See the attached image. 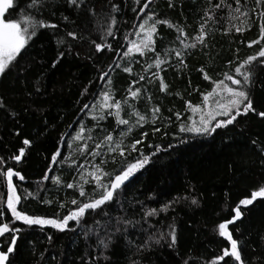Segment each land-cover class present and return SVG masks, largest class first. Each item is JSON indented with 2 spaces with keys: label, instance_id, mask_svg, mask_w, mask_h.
<instances>
[{
  "label": "trees",
  "instance_id": "16d2710c",
  "mask_svg": "<svg viewBox=\"0 0 264 264\" xmlns=\"http://www.w3.org/2000/svg\"><path fill=\"white\" fill-rule=\"evenodd\" d=\"M26 2L14 0V7L5 13V17L17 19ZM244 2L242 0V4ZM87 3L105 19L100 21L99 16L89 15L86 11L77 13L67 6L66 0H48L40 18L56 23L58 28L40 30L17 57L15 66L0 75V103L4 105L0 108V158L7 160L8 166H14L25 177L23 182L15 183L18 185V194L28 197L21 200L18 209L29 215L52 217L57 213L65 214L73 208L70 200L83 198L79 197L78 191L67 189L66 184L78 180L77 169L80 164L90 168L91 163H98L100 159L97 157L93 160L88 156V151L103 139L105 133L112 132L114 139H117L120 138L119 130L126 129L127 126H117L114 117L98 122L91 118L95 98L109 87L106 82L99 80L101 72L109 73L113 94L115 98L122 99L127 95L132 81L139 80L140 74L150 76L156 71L154 66L147 73L143 70L147 63L155 59L151 53V59L133 58L139 62H133L131 75L115 67L117 63L127 65V61L117 55L116 49L121 53L125 50L121 47L125 44V36L134 39V23L139 17L133 9L138 10L148 0H141L140 3L134 0H87ZM113 3L118 6L119 12L111 13ZM168 4L169 0H152L146 12H154L158 18L184 27L189 36L196 34L199 17L208 7V0H172L173 6L169 7ZM252 9H256L255 0H246V7L241 10L248 11L249 16L240 17L239 20L228 19V9L218 11L216 19L219 22L211 25L216 30L208 35V46L197 45L195 49H189L184 57V66L179 65L172 54L169 63L162 66L164 70L159 74L167 86L165 92H160L158 79L151 84L139 81L133 86L141 89V96L131 102L137 111L149 118V122L143 128L135 127L133 132L123 138L124 143L140 139L141 132H144L147 135L138 148L151 153L154 148H149V145H160L162 151L152 157V162L139 170L131 183L119 193L120 203L112 204L105 210L113 221L116 217L141 220L144 210L159 209L175 199L178 202L173 203L166 212L158 211L147 223L129 227L127 232L128 238L138 245L153 233L166 234L168 226L174 225L177 244L170 248L165 239L137 253L119 234L108 253L110 259L101 260L99 264H131V260H137L139 264H224L223 261L213 260L222 255L223 248L227 246V241L218 235V224L234 215L232 209L241 199L250 198L253 190L264 186V165L261 164L264 156L257 147H264V117L257 115L264 112V68L257 69L255 85L250 89L255 112L238 117V122L226 129H217L211 136L179 133L178 126L181 122H187L189 113L185 111V101L195 105L201 101L200 93L211 89V82L203 78L205 72L213 79H222L225 71L234 70L239 62L264 47V40L248 46L250 41L259 39L260 35L261 18ZM109 13L117 18L114 28L116 38L101 40ZM143 15L140 14V17ZM232 15L238 14L233 12ZM64 16L68 17V21H64ZM242 20L247 23L241 25ZM233 25L243 26L245 30L236 32ZM157 27V52L162 54L164 48L180 47L178 42L174 43L177 33L173 28L163 24ZM224 28L229 29L228 34H224ZM73 30L83 32L88 39L72 41L66 37V32ZM61 37L71 43L72 51L71 54L66 52L53 67L58 51L68 47L65 44L58 49L56 40ZM91 41L111 45L112 51L105 48L97 54ZM109 65H112L111 69ZM84 104H88L89 108L82 112ZM153 106L160 108L155 124L150 119V108ZM128 111L125 107L121 113L125 119H130ZM176 112L182 113L180 121L173 115ZM81 126L85 128V140L89 134L93 136L92 140H87L83 156L78 151L83 142L72 140ZM154 127L161 131L153 132ZM88 129H91V133ZM62 135L65 136L63 141ZM174 136L181 137L185 142L180 143ZM25 138L31 141V145L26 148L22 162L16 164L10 157L19 154L18 150L24 147L22 141ZM254 140L256 144H253ZM69 141L72 148H69ZM169 144L177 146L169 149ZM57 148H60L63 156L58 157L49 175L60 177L62 183L56 185L51 179L41 183L51 164V154ZM137 155L131 152L121 158L116 154V163L111 156L105 155L107 163L104 168L112 171L123 160H132ZM65 157L69 159L65 160ZM84 187L89 194L92 193L91 185ZM6 195V186L0 181V208L5 211ZM193 198L198 201L196 205L191 203ZM60 203H65V208L61 209ZM242 211V217L229 225V230L233 238L239 241L246 264H264V199L258 198L252 205L242 208ZM8 218L11 219L10 214ZM105 218L97 217L101 220ZM89 225H93L92 214L87 216L82 226L77 228L71 224L66 232L51 228L41 230L36 226L28 228L17 222L16 226L22 231L7 264H81V260L92 252L89 245L95 246L94 236L88 240L83 238ZM7 243H10V239L6 241L3 237L0 241L4 251ZM226 259L228 264H233L231 258Z\"/></svg>",
  "mask_w": 264,
  "mask_h": 264
},
{
  "label": "snow or ice",
  "instance_id": "6c2138e0",
  "mask_svg": "<svg viewBox=\"0 0 264 264\" xmlns=\"http://www.w3.org/2000/svg\"><path fill=\"white\" fill-rule=\"evenodd\" d=\"M48 0H27L24 8L20 9L17 19H7L5 13L14 7V0H0V75L6 74L10 71L12 67L15 66L17 57L26 50L29 42L39 34L42 29H57L58 25L56 23H51L40 18V13L44 9ZM136 3H140L141 0H134ZM152 0H148V3H144L142 7L138 10L133 9V12L137 13L139 19L134 23V35L135 39H129L127 36L124 37L125 44L121 45L125 50L121 53L119 49H116L117 55L122 56L127 61L126 66H122L117 63L116 68H122V71L129 73L133 72L132 64L133 62H139V60L134 61V57H140L151 59L149 54H154L155 59L151 60V63H147V66L143 68L144 72L147 73L153 66L156 71L152 72L150 76H145L144 74L139 75V80H133L129 85L127 90V95L122 99L115 98L113 94V89L110 87L111 80L109 78L108 72H101L99 76L100 81L106 82L109 87L106 90L100 92L99 96L95 98V103L92 105V115L91 118L94 121H103L107 117H114L117 126H127L125 130L119 132V137L114 139L112 132H107L103 135V139L96 143L90 151H88V156L95 160L99 157L98 163H91L90 168H86L84 164H80L77 169L78 180L75 182H68L66 184L67 189H73L78 191L79 197L83 199L73 198L70 200V204L74 207L69 209L65 214L57 213L52 217H42L29 215L18 209V205L21 203L22 199H27L28 197H21L18 194V185L15 181L23 182L25 177L21 174L19 170H16L14 166H8V161L0 158V181L6 186V211L0 208V237H4L7 241L10 239V243L6 245V251L0 248V264H6L9 261V255L14 252L15 246L19 240V234L22 228L16 226L17 222L20 224L32 228L33 226L38 227L43 230L45 228H51L57 232H66L71 224H75L77 228L83 225V221L87 218L89 214H92L93 225L87 226V230L83 233V238L86 240L95 237V246L89 245L92 252L88 254L87 258L81 260V264H99L101 260L108 261L110 256L108 253L111 247L116 242V238L119 234H122L127 244L130 248H135L137 253H141L148 250L151 245L159 244L161 240H167L169 247H174L177 244L176 229L174 225H169L168 232L165 233H153L149 235L147 239L143 241L142 244H136L128 238L129 234L127 229L129 227H135L136 224L141 222L147 223L148 219L154 217L157 212H166L173 203L178 202L175 199L169 203L163 204L159 209H148L144 210L141 220H134L127 217H116L110 216L109 212L105 209L112 204L120 203L118 200V195L121 193L129 183H131L132 178L135 174L144 169L146 165L152 162V157L158 156L162 151L160 145H149V148H154L151 153H145L138 148V145L143 143V137L147 133L141 132V138L132 140L131 143L125 144L124 139L134 128L139 126L143 128L145 123L149 122V118L146 115L141 114L136 110V107L130 101L138 100L141 96L140 88H133L135 84L139 81H146L151 84L153 80H160V92H165L166 84L163 78L160 77V72L163 71V65L168 64L169 60L172 58V54L181 66L185 65L184 57L186 56L189 49H195L197 45L202 47H207V37L214 30V25L219 21L216 19V14L218 11L222 12L224 9H228V19H237L240 17L247 18L249 16L248 11H242L243 7H246V0L242 4V0H208V7L203 11V15L199 17L200 23L196 34L189 36L185 31L184 27L179 25L171 24L167 19H160L154 12H146L149 8ZM256 9L251 11L255 13L256 16L261 18L260 22V35L259 39H255L249 42L248 46L251 47L254 44H259L261 40H264V0H255ZM66 4L70 9H74L77 13L86 11L89 15H97L100 17V21L104 20L105 17L100 16V14L95 13L94 7H89L87 0H66ZM169 7H172V0H169ZM259 9V11H257ZM119 12L118 6L113 3L111 5V13ZM235 12L238 15L233 16L232 13ZM111 13L107 16L106 26L103 27V34L100 36L101 40H106L108 37L112 39L116 38V33L114 31L117 25V18L112 16ZM144 14L140 17V14ZM64 21H68V17H63ZM98 21V23L100 22ZM246 20L241 21V25H245ZM165 25L168 28H173L177 33L175 42H178L180 47L164 48L163 53L156 51V38L158 37V25ZM236 32H242L245 30L243 26L233 25ZM224 34H228L229 29L224 28L222 30ZM66 37L70 38L72 41L85 40L88 36L83 32L78 33L77 31H67ZM94 43L95 52L97 54L102 53V51L107 48L112 51L111 45ZM58 49L61 45L67 44L68 47L64 50L58 51L57 59L53 61L52 66L55 67L61 58L64 57L65 53L71 54L72 46L71 43L65 38L61 37L56 40ZM264 47L254 55L247 56L246 59L239 62L234 70L225 71L222 75V79H213L206 72L204 74V79L210 81L212 87L206 92H201V102L197 104H192L189 101H185V111L190 113L187 116V122H181L178 126L179 133H188L192 136H211L217 129H226L229 125H233L234 122H238V117L242 115H247L249 112H255L253 102L250 98V89L255 85V78L258 68H264ZM230 64L232 62H229ZM109 69L112 65L108 66ZM143 67V66H142ZM23 71V69H21ZM203 71V69H201ZM39 91V88H37ZM125 106L127 107L129 117L134 116L136 119L133 122L131 119H125L121 113L124 112ZM4 105L0 103V108ZM89 105L84 104L81 111L88 109ZM151 122L155 124L160 113V108L158 106H153L150 109ZM11 115V113H10ZM175 118L177 121L181 120L182 113L176 112ZM258 116L264 117V112L257 113ZM91 133V129L87 130ZM161 129L158 127L153 128V132H160ZM85 128L81 126L76 134L72 136V140L82 141L83 143L78 147L79 154L84 155L87 149V140H92L93 136L88 135L87 140L83 133ZM19 134L18 132L16 133ZM179 140L180 143L185 141L178 136L173 137ZM65 136H61V140H64ZM24 147H20L18 150L19 154H14L10 157V160L15 161L16 164L22 162V158L25 155V150L31 145V141L25 138L22 141ZM256 144V141H253ZM177 145L169 144L168 148H175ZM73 145L69 141V148ZM258 150L261 155L264 156V147L257 145ZM101 149H106V151H101ZM167 151V149H164ZM136 152L138 155L132 160H123L119 163V167L114 168L112 171H107L104 165L107 160L104 158L105 155L111 156L113 162L116 163V154L119 157L124 158L126 153ZM63 156L60 148H57L51 154V164L49 165L48 171H46L42 177L43 180L51 179L56 185H61L62 181L58 176L49 175L53 166L58 162V157ZM69 157H65L68 160ZM74 164L75 161L73 160ZM264 165V160L261 161ZM15 178V179H14ZM84 185L92 186V193L89 194ZM31 195V193H29ZM264 199V186H260L258 190H253L251 196L241 199L236 207L232 209L234 215L230 219H226L220 222L217 226L218 235L227 241V246L222 250V255L214 257V261H223L224 264H228L226 258H231L233 264H246L242 258V250L239 247V241L233 238L232 233L229 230V225L233 224L236 220L242 217V208H247L252 205L257 199ZM45 203H50V201H44ZM193 205H196L198 201L193 198L191 200ZM65 203H60L59 207L61 209L65 208ZM10 214L11 219L8 218ZM106 217L105 219H97V217ZM151 225H149V228ZM147 231L148 229H143ZM75 231V229H73ZM5 234H10L6 237ZM156 236L157 238H153ZM49 240H51V235H49ZM92 253H97L93 255ZM10 264V262H9ZM131 264H139L137 260H131ZM187 264V262H185Z\"/></svg>",
  "mask_w": 264,
  "mask_h": 264
},
{
  "label": "rangeland",
  "instance_id": "374dc122",
  "mask_svg": "<svg viewBox=\"0 0 264 264\" xmlns=\"http://www.w3.org/2000/svg\"><path fill=\"white\" fill-rule=\"evenodd\" d=\"M134 39H135V37H134ZM140 87H141V86H140ZM130 102H131V101H130ZM200 102H201V101H200ZM200 102H199V103H200ZM131 103H132V102H131ZM125 107H126V106H125ZM126 109H127V107H126ZM150 109H151V108H150ZM127 110H128V109H127ZM189 114H190V113H189ZM189 114H188V115H189ZM188 115H187V116H188ZM187 116H186V119H187ZM130 119L134 122L136 118H135L134 116H131ZM121 130H124V129H120L119 132H120Z\"/></svg>",
  "mask_w": 264,
  "mask_h": 264
},
{
  "label": "water",
  "instance_id": "95a60500",
  "mask_svg": "<svg viewBox=\"0 0 264 264\" xmlns=\"http://www.w3.org/2000/svg\"><path fill=\"white\" fill-rule=\"evenodd\" d=\"M62 141H63V140H62ZM62 141H61V142H62ZM60 145H61V144H60ZM5 235H8V234H5ZM2 238H3V237H0V241H1ZM0 248H1V244H0ZM10 255H11V254H10ZM10 255H9V257H10ZM7 262H8V261H6V264H7Z\"/></svg>",
  "mask_w": 264,
  "mask_h": 264
}]
</instances>
